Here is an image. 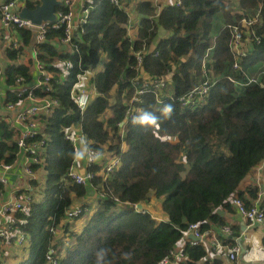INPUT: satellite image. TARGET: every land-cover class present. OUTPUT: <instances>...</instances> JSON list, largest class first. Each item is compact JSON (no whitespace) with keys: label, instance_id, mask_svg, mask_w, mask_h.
<instances>
[{"label":"trees","instance_id":"16d2710c","mask_svg":"<svg viewBox=\"0 0 264 264\" xmlns=\"http://www.w3.org/2000/svg\"><path fill=\"white\" fill-rule=\"evenodd\" d=\"M130 1L86 0L80 35L70 40L72 50L53 40L64 35L59 22L49 24L45 40L35 45L41 68L51 74L48 88L37 86L34 92L49 94L57 104L42 116V131L27 137H44L42 160L30 165L40 175L30 181L33 198L28 209L15 212L0 264H45L51 247L58 264H160L190 223L197 222L201 230L221 226L227 221L216 210H233L231 196L246 205L258 196L257 185L246 187L249 198L238 186L264 159V0H238L237 8L228 0H178L158 11L152 0H133L140 14L133 40L125 26ZM23 2L32 8L38 0ZM56 10L66 7L60 4ZM255 14L257 19L243 28V37L248 35L245 54L237 56L230 45V25H241L243 18ZM162 29L166 34L159 36ZM15 30L24 45L31 42L30 29ZM23 44L4 47L10 61L2 67V77L8 85L18 77L30 78L29 65L13 61ZM58 60L70 61L63 76ZM99 63L102 67L97 69ZM140 69L152 77L170 75L173 88L168 93L163 88L157 97L154 85H146L127 115L129 99L143 83ZM86 70L93 71L89 83L96 93L81 110L71 90ZM250 77L256 80L248 81ZM205 79L210 85L202 99L183 105L181 95ZM21 97L8 91L6 99L16 102ZM167 105L172 112L166 116ZM144 112L157 118L156 125L133 123ZM75 124H80L89 147L119 156L120 164L105 179L99 170L107 157L89 166L94 176L86 184L68 175L75 151L65 128ZM18 149L11 123L0 117V162H13ZM93 186L102 194L81 202ZM151 196L159 199L166 218L134 207ZM75 204L80 212L69 219L66 211ZM260 205L264 208V200ZM83 214L88 217L77 231L72 221ZM56 227L74 244L56 238L52 231ZM231 228L233 235L238 234ZM20 234L23 238L17 244ZM221 238L227 244L236 242L231 236ZM8 242L23 252L20 260H9L4 250ZM183 248L187 257L178 264H226L221 255L207 256L203 243L187 242Z\"/></svg>","mask_w":264,"mask_h":264},{"label":"built area","instance_id":"2783aa9c","mask_svg":"<svg viewBox=\"0 0 264 264\" xmlns=\"http://www.w3.org/2000/svg\"><path fill=\"white\" fill-rule=\"evenodd\" d=\"M23 0H0V36L2 40L5 42L7 46L16 47L18 46V39L17 37L13 36L12 31L16 29V27H26L33 32L35 38V45L45 40L46 29L48 28L49 24L53 26L58 25L61 23L64 25V35L61 37H56L58 41L65 42L66 44H70L71 37L73 35L79 36L80 32L74 33L75 28H78L79 25L84 22L85 15L87 12L86 8H83L81 15L74 20V2L75 0H61V3L66 10H56L57 13V21L54 23L50 22H43L40 25L34 24L30 21V19H26L21 17L18 14V10L24 3ZM117 1V0H114ZM23 3V4H22ZM257 19V15L249 16L242 19L241 25L232 24L230 25L232 31V39L230 41L231 49L233 52L238 55L245 54V46L243 45L244 42L248 39V35L243 37V28L245 30L248 29L250 24H252ZM59 22V23H58ZM247 32V31H246ZM34 45L33 54L37 59L36 66L39 69L42 75H45V78H42L40 82L33 86H27L23 82L22 77H18L15 81V84L11 85L13 88L10 89L11 91L16 92L17 95H22L16 102L7 100L4 102L6 107L9 110H15L17 104L27 98L30 99L31 102L22 109L16 110L15 120L17 123L21 124L23 129L21 130V134L17 139V146H18V153L16 159L22 155L23 157V171L22 174L28 179L27 187L18 193L13 194L12 197L0 200V249L3 246V241L9 234V229L11 224L15 221V212L17 210H26L29 207V202L33 198V187L30 184L31 179L39 177V172L35 169H32L30 166L32 163H40L42 160V152L44 149V137H41L37 140H27V137L32 136L35 132L42 131L39 127V119L42 116L49 115L52 111V108L57 104V100L51 97L49 94H45L43 96H37L34 94V87L39 85H45L47 82V72L42 69V64L37 56V50ZM137 54L138 63L140 62L141 56L139 52ZM19 59V54L17 56ZM63 70L66 73L69 66L70 61L64 60L62 61ZM234 66L237 67L238 63L234 62ZM86 74L81 73L78 75V79L72 86L71 96L77 106L83 110L88 102L90 101V93L87 88L86 83L83 81V76ZM3 75V68L0 65V78ZM138 77L142 78V85L137 87L132 94L131 98L129 99V108L127 109V115L132 112L133 103L140 100V97L143 92H145L146 85H154L155 87V94L157 97L160 96L162 89L166 86L167 82L164 77H152L151 75H147L145 71L140 69V75ZM254 77H250L248 81H255ZM208 80H202L199 84L192 87L189 91L181 95L180 101L183 105L194 104L197 103L199 100L202 99L203 95L207 92L209 88ZM46 86V85H45ZM46 89L48 86L45 87ZM1 101V96H0ZM3 117V116H2ZM4 118V117H3ZM6 119V118H4ZM7 120V119H6ZM10 122V120H7ZM11 123V122H10ZM11 126L13 124L11 123ZM65 133L68 138H70L73 142V145L76 143H82L85 145L84 156H85V167L83 169H78L82 166V164L78 161L76 157L77 150L75 149L74 145V160L68 170V175L71 177L72 180L78 183H88L93 178L94 173L89 168V166L96 162V159L99 156V153L96 149L91 148L88 146L89 140L85 137L83 133L75 132L68 128H65ZM22 153V154H21ZM15 159V160H16ZM12 163H4L0 162V183L4 184L7 182L5 175L12 169L10 168ZM120 164V158L118 155L111 154L107 157L102 168H100V174H103L102 178H106L107 175L118 165ZM96 189L97 193L102 194L99 192L98 186H93ZM4 190H0V196L2 195ZM260 196H264V186L259 191L258 196L255 198L256 201H253L251 205H246L242 198L233 195L231 196L230 200L235 207V209L239 212L242 218L248 221L250 224L254 223H264V208L260 205L259 199ZM80 212V206L75 204L71 208L66 211V217L71 219L74 216L78 215ZM188 232H192V234L197 238H189L184 237ZM183 235L181 238L176 242V244L181 241V239L186 238L187 241L185 243L190 244H198L203 243L208 247L210 252L213 255L220 254L225 259L229 261H234L239 252H240V244L235 242L233 244H227L221 238V235L224 236H231L235 238L236 236L232 234L231 224L225 223L221 226H212L211 228L201 230L199 224L197 222L190 223L186 229L182 231ZM23 235L20 234L19 241H21ZM238 239V238H237ZM184 243V244H185ZM170 250V252L160 261V264H178L180 261L186 259L187 254L184 252V245H176ZM55 249L51 247L48 250L47 255V262L46 264H58V260L56 256H53Z\"/></svg>","mask_w":264,"mask_h":264},{"label":"crops","instance_id":"0c3cea01","mask_svg":"<svg viewBox=\"0 0 264 264\" xmlns=\"http://www.w3.org/2000/svg\"><path fill=\"white\" fill-rule=\"evenodd\" d=\"M85 1L86 0H75L74 7H73L75 21L79 17V15H81L83 8H85L84 7ZM152 1H153V5L157 8V11H158L164 4L172 3L178 0H152ZM125 7L128 12V22L125 25L127 28V35L129 36L131 40H133L137 36V29H138L137 25L139 23L140 14L136 10L135 1L133 0L130 1L129 3H126ZM12 33L14 37H17L18 45L20 43L23 44L21 40V36L17 33V31L13 30ZM74 33H77V34L79 33V31L77 32V28H75ZM164 34H166V31H164V29L159 31V36H162ZM31 38H32L31 42L28 45L23 44L24 48L19 52V59L16 58V60H13L14 62H24L29 65L30 78L28 80L23 81L24 84L27 86H33L37 84L38 82H40V80L42 79L41 73L36 66L37 59L35 58L33 54V48L35 45L34 35H32ZM53 40L56 43H59L61 47L66 48L68 50H72V47L70 44H66L65 42L58 41L56 38H54ZM5 46L7 45L5 44V42L2 40L0 36V65L2 67L7 62L10 61L8 58L5 57V53H4ZM151 47H154V43L151 45ZM56 64L61 66L62 72H63L62 76H63L65 72L63 70L62 61L58 60L56 61ZM101 67H102V64L99 63L96 68L99 69ZM45 71L47 72V74H51L49 71L47 70ZM92 73H93L92 70H86L87 76L90 77ZM89 77H88V81H89ZM163 77L165 78L166 82L170 80V75H166ZM37 86L34 87V90ZM12 88H13L12 86L4 82L3 77L0 78V96H1L0 117L3 116L7 120H10V122L14 126L13 129L15 131V136L18 139L23 127L21 126V124L17 123L15 120L16 110L19 108L20 109L25 108L31 102V100L25 98L17 104L16 106L17 108L15 110H9L4 104V102L7 101L6 99L7 92L11 91L10 89ZM87 88L89 90V93L91 94L90 95V99H91L92 96L96 93L95 89L90 83H89V86L87 85ZM34 94L37 96L45 95V94H37L35 92ZM42 120L43 119L41 117L38 122L40 130H42L44 126V123L42 122ZM69 129L74 130L76 133L77 132L82 133L80 124L72 125L71 127H69ZM74 145H75V149L77 150L76 157L78 161L82 164V166L78 169H83L85 167V161H84L85 160V156H84L85 145H83L82 143H76ZM122 147H123V143H122ZM22 155H20L16 160L11 162L12 164L10 168L12 169L5 175L7 182L3 184L4 191L2 195L0 196V200L10 198L13 196V194L18 193L19 191L27 187L28 179L22 174V171H23ZM103 157H108L107 153L99 154L98 158L96 159V162H102L104 160ZM250 184L257 185L259 191L264 186V159L257 166H255L240 182L238 189L243 192L244 198H249V193L246 191V187ZM97 196L98 194L96 192V189L94 187H91V189L88 190L85 198L84 197L80 198V201L82 200V201L90 202V201L95 200ZM263 200H264V196H260L259 203H261ZM253 201H256V200L254 199ZM161 211L162 210L160 207L159 214L154 215L157 219L166 218V215L163 213V211L162 212ZM221 215H224L227 223L231 224V226L234 227V229L238 232V234L235 235L236 237L233 239H235V241L238 242L241 246L240 252L237 258L232 262L225 259V263L226 264H264V223L250 224L248 221L242 218V216L235 209V207L233 208V210H230V211L223 210ZM76 223H77L76 225H78L80 222L76 221ZM84 223L81 224V227H83ZM75 227L76 226L73 225V228ZM61 233L62 232L60 231V234ZM239 238H240V241H239ZM184 240L187 241L186 238H183L176 245L177 246L185 245L186 243ZM18 242H20L19 239H17V244ZM8 248H11V250L10 251L8 250L7 252L8 257L9 258L11 257L13 262H15L16 260H20V258L24 256L23 252L20 250V248L17 245L9 243L7 244V246H4V250ZM218 255L215 254V256H218ZM207 256L212 257L214 255L209 250V253Z\"/></svg>","mask_w":264,"mask_h":264},{"label":"water","instance_id":"95a60500","mask_svg":"<svg viewBox=\"0 0 264 264\" xmlns=\"http://www.w3.org/2000/svg\"><path fill=\"white\" fill-rule=\"evenodd\" d=\"M61 4V0H38L34 7L30 8L26 4L21 5L18 10V14L34 24L40 25L43 22L54 23L57 21L56 8ZM134 207L137 210H143L144 204L142 201H138L134 204ZM218 213L222 214L223 210L217 208ZM184 237L197 238L192 232H188ZM240 241V238H239Z\"/></svg>","mask_w":264,"mask_h":264},{"label":"rangeland","instance_id":"374dc122","mask_svg":"<svg viewBox=\"0 0 264 264\" xmlns=\"http://www.w3.org/2000/svg\"><path fill=\"white\" fill-rule=\"evenodd\" d=\"M228 3H229V5L231 6V7H235V8H237L238 7V0H228ZM84 78H83V81L86 83V85H88L89 86V81H88V77L89 76H87V74H85L84 76H83ZM172 88H173V85H172V83H171V80H169L168 82H167V84H166V87L164 88V92H171L172 91ZM123 125V124H122ZM120 132L123 134V132H124V128H123V126L121 127V129H120ZM39 175H40V173H39ZM144 204V207H146L148 210H150L151 211V213L153 214V216L154 215H156V214H159V212H160V201H159V199L158 198H156V197H154V196H151V198L149 199V202H147V203H143ZM90 210H91V208H90ZM162 212V211H161ZM87 217H88V214H83L82 216H80L79 218H77L76 220H73L72 221V223H73V225L74 226H76L75 227V229L77 230V231H79V230H81L82 229V227H81V224L82 223H84V222H86V219H87ZM76 221L77 222H80L78 225H76L77 223H76ZM52 231L56 234V238L58 237V238H61L62 239V242L65 244V245H67V244H74V240L72 239V241L70 240L69 242H67L65 239H64V236L63 237H61V234H60V231H62L61 229H60V227H56V228H53L52 229ZM7 250V252H8V250L10 251L11 250V248H8V249H6ZM17 254V253H16ZM11 259V257L9 258V260ZM46 262H47V258H46ZM46 264V263H45Z\"/></svg>","mask_w":264,"mask_h":264},{"label":"clouds","instance_id":"9594fccd","mask_svg":"<svg viewBox=\"0 0 264 264\" xmlns=\"http://www.w3.org/2000/svg\"><path fill=\"white\" fill-rule=\"evenodd\" d=\"M164 114L170 115L172 112V108L170 105L165 106L163 109ZM133 123H140L142 125H156L157 123V118L151 115L150 113L144 112L138 117H135L133 119Z\"/></svg>","mask_w":264,"mask_h":264}]
</instances>
